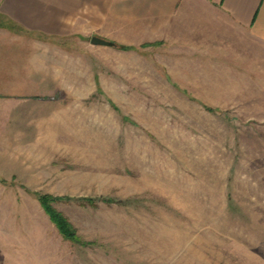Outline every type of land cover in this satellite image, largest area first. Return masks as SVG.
Returning a JSON list of instances; mask_svg holds the SVG:
<instances>
[{
	"label": "rangeland",
	"instance_id": "rangeland-1",
	"mask_svg": "<svg viewBox=\"0 0 264 264\" xmlns=\"http://www.w3.org/2000/svg\"><path fill=\"white\" fill-rule=\"evenodd\" d=\"M98 29L54 43L52 96L6 97L0 264H264V72Z\"/></svg>",
	"mask_w": 264,
	"mask_h": 264
},
{
	"label": "crops",
	"instance_id": "crops-1",
	"mask_svg": "<svg viewBox=\"0 0 264 264\" xmlns=\"http://www.w3.org/2000/svg\"><path fill=\"white\" fill-rule=\"evenodd\" d=\"M102 25L108 38L133 47L148 45L165 55L181 50L180 57L186 48L199 49L200 55L231 57L241 76L256 65L264 72V0H0V127L21 104L7 96L54 94V43L64 46L72 35ZM7 161L16 157L4 138L1 170Z\"/></svg>",
	"mask_w": 264,
	"mask_h": 264
},
{
	"label": "trees",
	"instance_id": "trees-1",
	"mask_svg": "<svg viewBox=\"0 0 264 264\" xmlns=\"http://www.w3.org/2000/svg\"><path fill=\"white\" fill-rule=\"evenodd\" d=\"M114 46L119 48L115 44H114ZM120 49L130 50L131 48L130 47H120ZM46 203L47 202L44 201V204H46ZM47 210L50 211L52 219L54 220V222H56V224L59 228V231L63 235V237L66 238L67 240L75 241L76 240V234L74 232V229L68 224V222L61 215H58L52 208L47 207Z\"/></svg>",
	"mask_w": 264,
	"mask_h": 264
},
{
	"label": "water",
	"instance_id": "water-1",
	"mask_svg": "<svg viewBox=\"0 0 264 264\" xmlns=\"http://www.w3.org/2000/svg\"><path fill=\"white\" fill-rule=\"evenodd\" d=\"M92 44L95 45V46H103V47L112 46L111 42H108L106 40H103V39H100V38H97V37L92 39Z\"/></svg>",
	"mask_w": 264,
	"mask_h": 264
}]
</instances>
